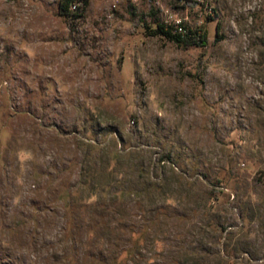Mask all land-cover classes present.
I'll use <instances>...</instances> for the list:
<instances>
[{
	"label": "rangeland",
	"instance_id": "obj_1",
	"mask_svg": "<svg viewBox=\"0 0 264 264\" xmlns=\"http://www.w3.org/2000/svg\"><path fill=\"white\" fill-rule=\"evenodd\" d=\"M58 3L0 0V264H264V0Z\"/></svg>",
	"mask_w": 264,
	"mask_h": 264
},
{
	"label": "trees",
	"instance_id": "obj_2",
	"mask_svg": "<svg viewBox=\"0 0 264 264\" xmlns=\"http://www.w3.org/2000/svg\"><path fill=\"white\" fill-rule=\"evenodd\" d=\"M80 1L84 3V0H59L58 3L59 14L64 17L72 16L71 10L73 11L77 10L78 7L75 6V4ZM153 34L162 36L168 41H171L185 48L192 46L204 47L207 40V36L205 32L188 31V32L180 33L177 31H172L171 28H168L163 24H156ZM210 196L214 197L215 194L210 193Z\"/></svg>",
	"mask_w": 264,
	"mask_h": 264
},
{
	"label": "built area",
	"instance_id": "obj_3",
	"mask_svg": "<svg viewBox=\"0 0 264 264\" xmlns=\"http://www.w3.org/2000/svg\"><path fill=\"white\" fill-rule=\"evenodd\" d=\"M178 32L182 33L181 28H179V31Z\"/></svg>",
	"mask_w": 264,
	"mask_h": 264
}]
</instances>
